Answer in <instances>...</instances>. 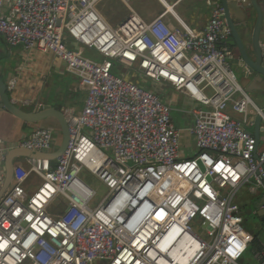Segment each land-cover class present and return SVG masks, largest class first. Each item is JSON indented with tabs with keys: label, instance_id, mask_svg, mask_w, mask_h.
I'll return each instance as SVG.
<instances>
[{
	"label": "built area",
	"instance_id": "2783aa9c",
	"mask_svg": "<svg viewBox=\"0 0 264 264\" xmlns=\"http://www.w3.org/2000/svg\"><path fill=\"white\" fill-rule=\"evenodd\" d=\"M206 1L211 17L196 32L179 19V27L167 23V12L151 22L133 12L113 28L99 0H0V42L53 54L87 95L81 111L64 110L69 143L55 164H16L0 199V264H183L172 250L185 234L197 246L185 264H241L253 239L235 199L245 186L264 197V150L247 130L251 115L264 122V114L231 67L224 8ZM120 67L200 105L189 129L197 155H182L172 107L116 73ZM54 145L53 131L41 128L18 147L46 153ZM5 161L0 152V189ZM86 167L108 189L95 208L96 192L79 177ZM33 176L39 183L30 193L25 184ZM205 202L217 212L207 213ZM253 254L264 264V244Z\"/></svg>",
	"mask_w": 264,
	"mask_h": 264
},
{
	"label": "crops",
	"instance_id": "0c3cea01",
	"mask_svg": "<svg viewBox=\"0 0 264 264\" xmlns=\"http://www.w3.org/2000/svg\"><path fill=\"white\" fill-rule=\"evenodd\" d=\"M100 1L101 0H99V2ZM117 1L108 0V3L107 5L105 4L106 6L104 8H107L109 5L114 6L115 3L118 7H123L122 17L120 20L109 22L105 18L106 15L103 9L101 8L100 11L97 9L103 19L113 28L120 26L133 12H135L145 22H151L167 12L165 17L167 23L173 25L174 27H179L180 20L196 32L204 30L211 17V6L206 0H131L129 5H127L123 0ZM211 2L214 5H221V0H211ZM235 3L237 2H231L232 6L240 12L239 14L234 13L236 23L240 24V15L244 16L245 13H248L251 16L250 32H252L257 18L254 8L250 6L246 9V11H244L243 9L238 8ZM67 42L70 48L75 50L81 48V46L72 39H68ZM261 43L264 44V27ZM83 53L88 58L97 61L102 60V57L94 50L85 49ZM231 53V61L235 62L238 68L243 70L244 63L239 52L236 49H232ZM116 73L123 75L125 79H132L144 88L155 92L163 102L169 104L172 107V118L175 125V116L178 113L180 114L181 125L180 127H176L182 130L181 153L186 157H193L194 155H192V153L195 140L189 132V129L194 123V117L191 112L200 105L190 97L179 93L168 83L163 82L155 84L145 77H142L143 79H139V73L136 68L129 69L120 67L116 69ZM0 77L7 84L8 94L12 102L15 101L16 105L27 111H32L33 109H37L42 105L47 104L57 108L59 105H62V101L58 97L60 94L64 93V91L68 92L71 89L80 90L77 77L68 72L66 64L62 60L56 58L51 53H43L38 50L26 51L23 46L15 48L10 47L5 40L0 42ZM13 82H16L14 87H12ZM80 91L83 93V98L81 97L82 99H80L81 105L72 106V103L68 101L65 103L66 105L61 108L62 111L69 108L79 112L83 109L87 95L86 92L82 90ZM52 97L54 100L53 102L50 99ZM24 100L31 102V105H21L20 101ZM253 121V124L247 126V129L252 132L255 131L256 117H254ZM41 128L53 131L55 137L54 147H56L61 141L59 124L56 120L50 119L44 124H29L15 117L10 112L0 108V152H4L7 157V155L14 148L18 147L21 142L27 140L35 130ZM251 128H253V130H251ZM260 138L258 149L264 150V122L261 125ZM16 164H21L27 167L25 158L17 159ZM2 167L5 168V162L2 164ZM38 183L39 178L35 176L31 177L25 184L26 190L30 193L35 191ZM260 193H262V191ZM238 194L235 202H237V204L242 208V204L245 200L238 197ZM254 196L255 198L262 197L261 194ZM260 243L264 244L262 241ZM253 260L257 264H260L254 258V254ZM246 264L252 263L247 262Z\"/></svg>",
	"mask_w": 264,
	"mask_h": 264
},
{
	"label": "water",
	"instance_id": "95a60500",
	"mask_svg": "<svg viewBox=\"0 0 264 264\" xmlns=\"http://www.w3.org/2000/svg\"><path fill=\"white\" fill-rule=\"evenodd\" d=\"M231 2L232 0H221V6L225 10V19L232 32L231 36L225 41V44L230 51L232 49H236L242 58L244 63L243 71L245 72V79L248 80V84L246 86L247 88L243 89L250 95L256 91L264 90V55L261 46V37L264 27V0H247L242 4L235 3L238 8L243 9L244 11H246V9L250 6L254 8L257 18L252 32H250L251 16L248 13H245L244 16L240 15L241 22L240 24H237L234 18V13L239 14L240 12L232 6ZM0 108L10 112L15 117L29 124H44L47 123L48 120L54 119L59 124V132L61 135V143L58 144L51 152H33L26 148L16 147L7 155L5 161L6 178L0 189L1 199L14 179L16 160L19 158L36 160L48 159L50 161L57 160L68 146L69 129L63 111L58 110L49 104L42 105L32 111L24 110L20 106L14 104L8 94L7 84L1 77ZM262 124L263 117L258 116L255 122V131H248L256 138L257 148L260 144ZM242 213L247 216H254L264 224V197L255 198L253 207L249 210H243Z\"/></svg>",
	"mask_w": 264,
	"mask_h": 264
},
{
	"label": "rangeland",
	"instance_id": "374dc122",
	"mask_svg": "<svg viewBox=\"0 0 264 264\" xmlns=\"http://www.w3.org/2000/svg\"><path fill=\"white\" fill-rule=\"evenodd\" d=\"M117 1V0H116ZM118 2V1H117ZM108 3V0H101L98 5L97 9L100 11L101 8L103 9L107 21H114V20H120L122 17V12H123V7H118L116 3L113 5H109L107 8H104ZM106 4V5H105ZM126 7V6H125ZM112 25V24H111ZM231 67L237 77L238 82L243 88H247L248 80L245 79V72L238 68V66L235 64V62L230 61ZM142 74L139 73L138 78H142ZM253 101L261 108L264 109V92L262 91H256L253 94H250ZM83 98V97H82ZM81 98V99H82ZM51 101L53 102V97L50 98ZM78 109V108H76ZM175 114V113H174ZM180 114L178 113L175 116L176 119V126L180 127ZM255 115H251L250 119L254 120ZM248 130V129H247ZM253 130V128H251ZM249 131V130H248ZM252 132V131H251ZM61 136V135H60ZM61 141L58 143L60 144ZM199 148L197 147L196 143L193 148V153L192 155H197L199 153ZM23 169H25V166H22ZM79 177L88 185L90 186L95 192H96V197L91 203V206L95 208L106 196L108 189L105 186V184L99 179V177L94 174L93 170L90 167L84 168L81 173L79 174ZM241 199L245 200V202L242 204V208L245 210H249L253 207L254 205V200L255 196L252 195L249 191V187L245 186L243 187L238 194ZM237 203V202H236ZM203 206L205 207V211L209 214H215L217 211L215 207L209 203H203ZM206 214L205 212H203ZM206 216H208L206 214ZM243 217L245 218V223L243 224L244 229L248 232V234L252 237L253 240H259L261 239L262 242H264V224L260 222L258 219H256L254 216H247L246 214H243ZM202 219H200L201 222ZM196 231L199 232L200 228L198 224H195ZM253 246H250L246 249V251L243 254V260L241 261V264H246L247 262H251L252 264H257L253 260Z\"/></svg>",
	"mask_w": 264,
	"mask_h": 264
},
{
	"label": "trees",
	"instance_id": "16d2710c",
	"mask_svg": "<svg viewBox=\"0 0 264 264\" xmlns=\"http://www.w3.org/2000/svg\"><path fill=\"white\" fill-rule=\"evenodd\" d=\"M82 95H83V93L80 90H78V89H76V90L75 89H71L68 92L64 91V93H62V94H60L58 96L61 99V101H62V105L61 106L59 105L57 107L58 110H61V108H63V106L66 105L65 103L68 102V101H70V103H72V106L81 105L80 99H81ZM63 113H64V111H63ZM53 164H55V161L53 162ZM55 209H56L55 207L51 208L50 209V213H55ZM260 242H261V239L252 240V243H251L250 246H253V249L259 248V246L261 245Z\"/></svg>",
	"mask_w": 264,
	"mask_h": 264
},
{
	"label": "bare ground",
	"instance_id": "6f19581e",
	"mask_svg": "<svg viewBox=\"0 0 264 264\" xmlns=\"http://www.w3.org/2000/svg\"><path fill=\"white\" fill-rule=\"evenodd\" d=\"M192 242V237L189 234H185L177 245L172 250V256L180 260L181 263L185 264L187 262V253L190 255L193 251L192 247H197L195 243ZM186 253V256H182Z\"/></svg>",
	"mask_w": 264,
	"mask_h": 264
},
{
	"label": "clouds",
	"instance_id": "9594fccd",
	"mask_svg": "<svg viewBox=\"0 0 264 264\" xmlns=\"http://www.w3.org/2000/svg\"><path fill=\"white\" fill-rule=\"evenodd\" d=\"M138 73H139V71H138ZM143 76V75H142ZM144 77V76H143ZM130 80H132V79H130ZM132 81H134V80H132ZM143 87V86H142ZM146 89V88H145ZM147 90H149V89H147ZM151 91V90H150ZM251 96V95H250ZM15 104V103H14ZM264 110V109H263ZM52 131V130H51ZM58 145V144H57ZM244 210V209H243ZM243 210H242V212H243ZM243 214V213H242Z\"/></svg>",
	"mask_w": 264,
	"mask_h": 264
},
{
	"label": "flooded vegetation",
	"instance_id": "af4514ba",
	"mask_svg": "<svg viewBox=\"0 0 264 264\" xmlns=\"http://www.w3.org/2000/svg\"><path fill=\"white\" fill-rule=\"evenodd\" d=\"M260 91L264 92V90H260Z\"/></svg>",
	"mask_w": 264,
	"mask_h": 264
}]
</instances>
